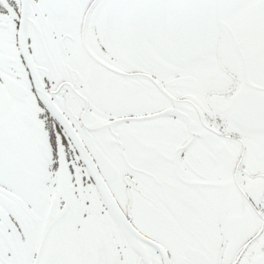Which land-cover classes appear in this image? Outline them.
<instances>
[{
	"label": "snow or ice",
	"instance_id": "obj_1",
	"mask_svg": "<svg viewBox=\"0 0 264 264\" xmlns=\"http://www.w3.org/2000/svg\"><path fill=\"white\" fill-rule=\"evenodd\" d=\"M0 264H264V0H0Z\"/></svg>",
	"mask_w": 264,
	"mask_h": 264
}]
</instances>
